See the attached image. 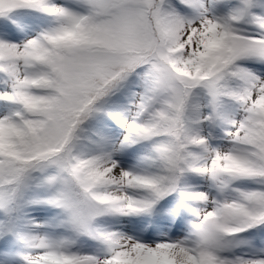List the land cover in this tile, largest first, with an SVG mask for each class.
Segmentation results:
<instances>
[{"label": "snow or ice", "instance_id": "obj_1", "mask_svg": "<svg viewBox=\"0 0 264 264\" xmlns=\"http://www.w3.org/2000/svg\"><path fill=\"white\" fill-rule=\"evenodd\" d=\"M0 264H264V0H0Z\"/></svg>", "mask_w": 264, "mask_h": 264}]
</instances>
